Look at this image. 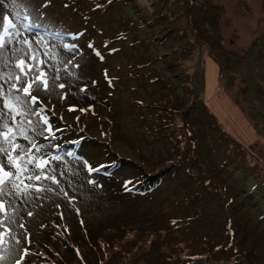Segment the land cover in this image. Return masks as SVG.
Instances as JSON below:
<instances>
[{
	"label": "rangeland",
	"instance_id": "1",
	"mask_svg": "<svg viewBox=\"0 0 264 264\" xmlns=\"http://www.w3.org/2000/svg\"><path fill=\"white\" fill-rule=\"evenodd\" d=\"M4 16L0 75L23 59L49 87L15 121L0 102L30 150L7 169L28 195L0 197V264L35 245L66 246L56 264H264V185L241 164L264 176V0H0ZM52 156L59 183L29 180Z\"/></svg>",
	"mask_w": 264,
	"mask_h": 264
},
{
	"label": "snow or ice",
	"instance_id": "2",
	"mask_svg": "<svg viewBox=\"0 0 264 264\" xmlns=\"http://www.w3.org/2000/svg\"><path fill=\"white\" fill-rule=\"evenodd\" d=\"M3 21H6V23L0 26L3 27V31L5 33H8L10 29L16 27V25L11 19H9L8 16H4ZM6 47L7 42L3 39H0V49ZM64 47L68 48V50L71 51L70 46L64 45ZM37 63L39 65H42L44 62L38 61ZM15 67L19 69L20 74L17 75L14 73H9L7 78L0 75V80H5V83H8L9 85L8 89H5L3 85H0V102H2L3 109L6 110L3 115L5 117H8L10 115V118L13 121H15L16 117L18 116H27L28 114H30L32 111V106L39 102V98L36 95H33L34 90L43 89L47 91L49 87V81L47 78L48 74L44 71L43 68L36 67L35 71L37 74L30 77L29 73L33 72L34 67L32 64L26 65V62L23 59H20L16 62ZM56 79H58L57 76L52 77L53 82ZM59 87L64 88L65 86L63 84H60ZM13 92L20 93L21 95H13ZM23 97H27L28 99H24ZM36 114L38 115V113ZM28 123L31 124L32 121L29 120ZM44 123L47 124L48 121L45 119ZM2 127L5 130L0 131V138L3 139V142L6 143L8 147H4L3 144H0V154L6 156L7 160V163L0 162V197L9 194V190L7 188L9 184L11 186V192H14L16 195H21L23 193L25 196H27L28 193L24 192V190L21 189L20 184L16 183L15 180H13L14 173L7 169L9 167L23 169L25 155H28L30 150L26 151L23 146L15 143L14 137L12 135L13 129L10 126L5 123L2 125ZM47 131L51 132V128H48ZM21 134L24 135L23 133ZM25 138L27 139L26 136ZM30 143L32 149H34L36 152H40L41 146H37L35 142L30 141ZM17 149H19L20 153L23 154L13 155L17 152ZM60 159V156H52L50 159H46L44 157L29 159L27 163L32 164L34 168H39L40 172L34 176H28V179L39 181L41 179V176L44 175L45 179H51L53 183L58 184L59 181L56 179L55 175L49 177L48 175H45V173L49 168L50 160L59 161ZM33 160H38L39 162L33 163ZM52 171L54 173L55 169H52ZM31 187L33 186L25 185V188ZM34 190L38 193L43 191H52V189L47 187H35ZM0 214L7 215V205L2 199H0ZM29 215H31V213H29ZM8 222L12 223L13 221L11 220V218H9ZM0 226H2V222H0ZM5 235H10V232L7 228H5L4 232H0V244L4 243L3 237ZM12 238L15 239V237ZM16 242L19 243L20 241L17 240ZM24 254L26 255V252ZM3 259L4 257L0 256V261H2ZM16 264H22V259L17 260Z\"/></svg>",
	"mask_w": 264,
	"mask_h": 264
},
{
	"label": "trees",
	"instance_id": "3",
	"mask_svg": "<svg viewBox=\"0 0 264 264\" xmlns=\"http://www.w3.org/2000/svg\"><path fill=\"white\" fill-rule=\"evenodd\" d=\"M207 130H208V126H207V128H206ZM232 151H233V149H232ZM234 152H231V146L228 148V149H226L225 150V153H224V159H223V161H224V163L226 164L227 162H229V161H231V160H233V159H235V158H233V157H236V158H238L237 157V154H238V152H235L234 154H233ZM237 153V154H236ZM233 156V157H232ZM246 159L247 160H245V162H241V164L243 165V166H246L248 169H249V171H251L252 173H253V175H255L256 177H260L259 179H257V180H259L258 182L260 183V185H264V176L261 174L260 175V173H262V169H256L255 168V165L254 164H251L252 162L249 160V158H248V156L246 157ZM236 160V159H235ZM238 162H239V160H237ZM253 163H255L256 164V167L257 168H262V166H260L259 164H257L256 162H253ZM258 165V166H257ZM259 171V172H258ZM160 182H161V178L160 177H158L157 178V180H156V183H153V184H151V185H145L144 184V182L143 183H141V187H140V189L137 191V193H138V195L140 196V197H142V196H144V195H146V194H148L149 192V190H153L154 188H156L159 184H160ZM53 225V227H56V228H58L59 229V227L61 228V225H57V224H52ZM30 230V229H29ZM31 231V230H30ZM35 240H37V238L35 239ZM35 240L32 242V244H34L35 245ZM43 245V244H42ZM34 249H31V250H29V252L27 253V257H28V259H29V261H28V263L27 264H31V263H33L34 261H38L37 262V264H56L55 262H54V260H51V256L53 255L54 257L55 256H57V257H60V256H62V254L63 253H65L68 249H67V247L65 246V247H63V249H60L59 247L58 248H55V247H50V246H48V247H46L45 245H43V246H36L35 245V247H33ZM79 249V248H78ZM70 264H82V262H78V261H74V262H71L70 261Z\"/></svg>",
	"mask_w": 264,
	"mask_h": 264
}]
</instances>
